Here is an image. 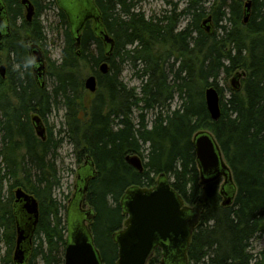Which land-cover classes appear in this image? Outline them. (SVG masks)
<instances>
[{"label": "trees", "instance_id": "obj_1", "mask_svg": "<svg viewBox=\"0 0 264 264\" xmlns=\"http://www.w3.org/2000/svg\"><path fill=\"white\" fill-rule=\"evenodd\" d=\"M2 1L10 33L0 37V66H7L5 78L0 75V174L3 170L4 177L13 178L12 188L21 187L39 202L28 264H64L67 209L53 194L61 185L56 159L65 140L83 163L79 169L88 158L95 172L84 199L95 213L91 230L105 264L118 259L113 235L126 219L120 205L124 194L133 186H155L162 173L187 204L203 211L188 249L189 264H264V249L251 252V242L264 237V0H168V8L150 17L138 10L146 0H94L114 40L111 56L92 20L77 45L56 0L65 26L64 48L60 62L46 57L44 88L29 55L33 43L43 49V26L38 19L17 23L23 18L20 0ZM31 2L39 16L37 2ZM208 17L211 32L203 24ZM103 62L109 65L107 74L99 70ZM84 65L97 76L98 90L81 119ZM126 66L141 80L140 92L121 80ZM237 72L245 73L241 86L232 87L226 98L218 81ZM209 86L220 94L217 121L205 102ZM175 97L181 104L171 110ZM60 104L66 108L64 137L47 130L45 140L38 138L32 116L43 120ZM202 131L214 136L230 168L236 195L228 207L222 204L221 179L201 184L194 136ZM135 155L142 159V172L127 162ZM13 220V211L0 205V225L6 228ZM156 256L148 264H158L159 251Z\"/></svg>", "mask_w": 264, "mask_h": 264}, {"label": "water", "instance_id": "obj_2", "mask_svg": "<svg viewBox=\"0 0 264 264\" xmlns=\"http://www.w3.org/2000/svg\"><path fill=\"white\" fill-rule=\"evenodd\" d=\"M60 8L65 12L70 23L71 31L80 44L81 31L85 22H94V31L103 39L107 56H111L114 40L105 31L100 22V12L94 0H57ZM26 9L27 21H32L35 7L31 0H20ZM251 1L246 3L245 22H248ZM206 31L211 32V17L203 22ZM10 33L7 9L0 0V37ZM29 55L33 64V72L39 85L46 86V56L38 44L29 46ZM7 66H0V75L6 76ZM102 74H107L109 65L103 62L99 68ZM244 72H237L232 79V87L238 90ZM85 88L95 94L98 90V79L94 74L85 79ZM207 110L213 121L220 119V94L214 86L205 89ZM32 123L38 138L45 140L47 130L39 115L32 116ZM196 159L201 176V184L206 185L216 180H223L220 193L223 196V206L232 204L236 187L230 168L226 163L220 147L214 136L208 131H202L194 136ZM85 167L79 169L76 193L67 209V237L64 254V264H105L99 249L96 247L92 235L91 224L95 218L92 209L87 208L85 193L88 178L94 176L89 159ZM127 162L142 172V159L128 156ZM126 219L121 230L113 235V241L118 247V259L115 264H148L153 250L160 247L164 259L171 264H189L188 249L192 242L193 233L200 224L202 209L189 206L182 196L175 191L169 177L159 175L157 185L152 188L133 186L124 194L120 203ZM84 209V210H82ZM13 213L16 224V246L14 252L15 264H28L32 253L33 237L40 218L38 200L21 187L15 191ZM171 253H173L171 255ZM169 255H171L169 257Z\"/></svg>", "mask_w": 264, "mask_h": 264}, {"label": "rangeland", "instance_id": "obj_3", "mask_svg": "<svg viewBox=\"0 0 264 264\" xmlns=\"http://www.w3.org/2000/svg\"><path fill=\"white\" fill-rule=\"evenodd\" d=\"M37 2L36 8L40 10V15L36 16V12L33 19H38L37 21L43 26L45 33V41L43 42V51L53 62H60L62 58V51L64 48V33L65 26L62 23L60 13L62 12L58 7L56 0H35ZM168 0H146L139 7L138 10L143 12L147 17L158 14L164 9L168 8ZM178 1V0H169ZM26 9L23 8V18H20L17 23H21L22 20L26 19ZM31 22V21H30ZM187 20L182 23L185 26ZM93 26V22H90V27ZM215 30H217L215 28ZM48 63V62H47ZM82 75L84 80L92 73V70L85 65L82 67ZM234 74V73H233ZM226 77L222 75L221 79L218 81V86L223 90L224 96L228 98L230 96V90L232 89V79L234 75ZM121 80L127 85L128 88H136L140 92L141 80L137 78L135 71L130 67L126 66L122 71ZM241 82V81H240ZM51 81L47 80V87L51 89ZM84 95L80 101V118L85 119L88 113V107L94 98V94L90 93L86 88H84ZM181 104V99L175 97L172 101L170 109L174 110ZM156 112V111H155ZM151 112L147 116V120L151 123L154 119V113ZM65 115L66 108L60 104L59 108L54 109L45 119H43V124L46 130L52 131L54 137L60 138L64 137L65 126ZM35 131V130H34ZM1 139V133H0ZM83 163L77 161V155L73 149V146L65 140L58 151V158L56 159V165L58 169V175L61 179V185L54 190L53 196L68 209L73 199L76 189L78 186V169ZM20 174V173H19ZM21 177V174L18 178ZM158 176L155 177L157 181ZM223 182V180H221ZM14 182L11 176L4 177V171L2 170L0 174V205L4 206L7 211H13V201L15 198L16 188H12V183ZM200 207L201 204L199 205ZM64 219L67 218V210L63 214ZM1 224V222H0ZM14 228L15 238L11 242L10 234L12 228ZM9 228L11 230L9 231ZM8 229V230H7ZM16 246V228L15 222L13 220L12 225L8 227H3L0 225V264H14V252ZM108 248V247H107ZM264 249V237L262 239H255L251 242V252L254 255L259 254ZM110 248H108V251ZM110 254V252H109ZM157 252L154 253L152 257H157ZM160 259V255L158 256ZM41 264V262H39Z\"/></svg>", "mask_w": 264, "mask_h": 264}, {"label": "flooded vegetation", "instance_id": "obj_4", "mask_svg": "<svg viewBox=\"0 0 264 264\" xmlns=\"http://www.w3.org/2000/svg\"><path fill=\"white\" fill-rule=\"evenodd\" d=\"M89 21V20H88ZM87 21V22H88ZM87 22H85V23H87ZM159 178V177H158ZM170 180V179H169ZM157 182H158V179H157V181H156V184H155V186L157 185ZM154 187V186H153ZM152 188V187H151ZM223 197V196H222ZM224 199V198H223ZM13 203H14V201H13ZM187 205H189V204H187ZM190 207L192 206L193 207V205H189ZM195 206V205H194ZM82 210H84V209H82ZM14 222H15V219H14ZM15 228H16V224H15ZM157 251H159V255H160V259H158V264H171L170 263V260H169V258L168 259H164V256H163V250L160 248V247H156L154 250H153V253H152V255H151V257L154 255V253L155 252H157ZM173 253H171V255H172ZM171 255H169V257L171 256ZM150 257V258H151ZM150 258H149V260H150ZM15 264V263H14Z\"/></svg>", "mask_w": 264, "mask_h": 264}]
</instances>
